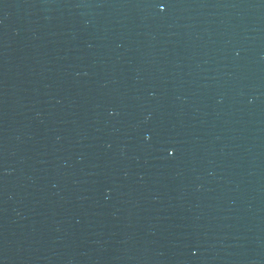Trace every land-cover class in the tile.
Wrapping results in <instances>:
<instances>
[{"label":"water","instance_id":"water-1","mask_svg":"<svg viewBox=\"0 0 264 264\" xmlns=\"http://www.w3.org/2000/svg\"><path fill=\"white\" fill-rule=\"evenodd\" d=\"M201 3L264 175V0H201Z\"/></svg>","mask_w":264,"mask_h":264}]
</instances>
